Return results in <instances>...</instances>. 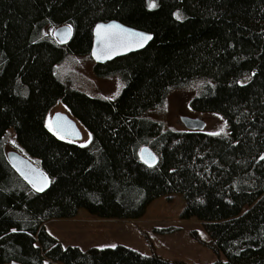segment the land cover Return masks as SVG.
Here are the masks:
<instances>
[{
  "label": "trees",
  "instance_id": "16d2710c",
  "mask_svg": "<svg viewBox=\"0 0 264 264\" xmlns=\"http://www.w3.org/2000/svg\"><path fill=\"white\" fill-rule=\"evenodd\" d=\"M111 20L154 37L141 51L95 63L99 77L125 82L102 99L56 68L72 55L93 60L94 28ZM64 25L72 36L62 43L54 30ZM197 82L192 109L220 115L226 134L172 131L147 116ZM58 104L91 132L87 145L50 130ZM10 130L16 151L48 177L44 190L9 162ZM172 194L185 199L181 219H198L210 249L226 256L213 264H264V0H0V264H187L122 245L65 247L45 228L82 208L139 219Z\"/></svg>",
  "mask_w": 264,
  "mask_h": 264
},
{
  "label": "rangeland",
  "instance_id": "374dc122",
  "mask_svg": "<svg viewBox=\"0 0 264 264\" xmlns=\"http://www.w3.org/2000/svg\"><path fill=\"white\" fill-rule=\"evenodd\" d=\"M94 65V60L88 57L72 55L57 66L56 73L62 80H71L75 88L89 96L116 98L125 82L117 76L106 79L99 77L94 71ZM200 89V82L174 89L164 104L158 110L149 112L147 116L162 122L165 129L172 131L186 130L181 121L182 117L199 118L206 123L204 132L212 135L226 134L227 124L220 115L192 109V99L200 94ZM57 112L73 117L64 104H58L48 115V126ZM76 122L82 132V138L76 142L87 145L92 139V134L79 121ZM5 142L7 152L16 150V137L12 130L7 133ZM184 206L185 199L182 195H163L155 199L139 219H100L82 208L72 218L47 221L45 228L65 247L77 246L88 250L92 247L103 249L122 245L145 256H158L187 264L225 261L226 256L223 253L215 254L208 246L210 235L198 219H181ZM6 264L22 263L13 261Z\"/></svg>",
  "mask_w": 264,
  "mask_h": 264
},
{
  "label": "water",
  "instance_id": "95a60500",
  "mask_svg": "<svg viewBox=\"0 0 264 264\" xmlns=\"http://www.w3.org/2000/svg\"><path fill=\"white\" fill-rule=\"evenodd\" d=\"M117 26L111 29L114 34L111 39L102 40L97 34L98 26ZM71 28L68 25L58 27L54 35L59 42H66L72 36V29L70 34L67 30ZM151 36L152 39L139 46V35ZM153 34L136 29L134 27L125 25L118 20H111L108 22H100L94 28L93 46L91 55L96 64H103L113 61L117 58L127 56L129 54L145 49L148 44L153 40ZM105 53H108L106 55ZM181 121L189 131H203L206 123L204 120L192 117H182ZM52 129L61 138L70 141H78L82 138V132L76 120L66 113L57 112L51 119ZM7 157L12 166L22 175L30 184L37 187H43V190L49 185V179L44 171L33 163L29 158L20 154L16 150L8 151ZM141 157L147 164L153 165L156 162V156L149 148H143ZM155 158L153 161L152 158ZM46 184V186H44ZM37 187H35L37 189Z\"/></svg>",
  "mask_w": 264,
  "mask_h": 264
},
{
  "label": "snow or ice",
  "instance_id": "6c2138e0",
  "mask_svg": "<svg viewBox=\"0 0 264 264\" xmlns=\"http://www.w3.org/2000/svg\"><path fill=\"white\" fill-rule=\"evenodd\" d=\"M151 6L155 7L156 5L153 3ZM179 18H180L179 15H177V19H179ZM116 27L117 26H115V25L109 26V28H105L104 26H98L97 34H98V36L101 37L102 40L111 39L112 36L114 35L111 32V29L116 28ZM67 32H68V34H70L71 28H69L67 30ZM137 35H139V46H143V43H146L148 40L152 39L151 36H145V35H140V34H137ZM105 54L108 55V53H105ZM49 127H50V130H52L51 125ZM152 159H153V161L155 160L154 157ZM44 186H46V184ZM34 187H37V186L34 184ZM42 190H43V187H37V191H42Z\"/></svg>",
  "mask_w": 264,
  "mask_h": 264
},
{
  "label": "bare ground",
  "instance_id": "6f19581e",
  "mask_svg": "<svg viewBox=\"0 0 264 264\" xmlns=\"http://www.w3.org/2000/svg\"><path fill=\"white\" fill-rule=\"evenodd\" d=\"M187 130V129H186ZM189 131V130H188Z\"/></svg>",
  "mask_w": 264,
  "mask_h": 264
}]
</instances>
